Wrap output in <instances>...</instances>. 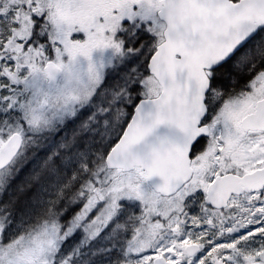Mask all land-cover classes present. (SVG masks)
<instances>
[{
	"label": "snow or ice",
	"instance_id": "1",
	"mask_svg": "<svg viewBox=\"0 0 264 264\" xmlns=\"http://www.w3.org/2000/svg\"><path fill=\"white\" fill-rule=\"evenodd\" d=\"M0 264H264V0H0Z\"/></svg>",
	"mask_w": 264,
	"mask_h": 264
}]
</instances>
